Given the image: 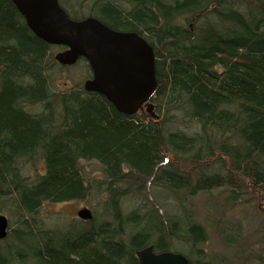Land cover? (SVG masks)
Here are the masks:
<instances>
[{
  "label": "trees",
  "instance_id": "obj_1",
  "mask_svg": "<svg viewBox=\"0 0 264 264\" xmlns=\"http://www.w3.org/2000/svg\"><path fill=\"white\" fill-rule=\"evenodd\" d=\"M59 2L73 20L95 18L153 48L157 119L122 114L69 76L74 87L61 89L53 53L64 49L0 0V215L19 227L0 241V264H139L149 246L214 264L191 202L236 205L250 191L264 200V0ZM38 158L44 173L29 182L24 165ZM90 198L100 219L86 226L57 234L39 217L46 204ZM220 236L238 245L231 231Z\"/></svg>",
  "mask_w": 264,
  "mask_h": 264
},
{
  "label": "water",
  "instance_id": "obj_2",
  "mask_svg": "<svg viewBox=\"0 0 264 264\" xmlns=\"http://www.w3.org/2000/svg\"><path fill=\"white\" fill-rule=\"evenodd\" d=\"M31 32L46 44L61 47L55 61L63 67L85 60L92 77L84 90L103 96L120 113L135 115L143 108L152 113L150 103L157 92L153 48L137 33L114 31L95 18L73 20L59 0H12ZM79 218L92 220L89 210ZM9 220L0 215V240L8 236ZM139 264H191L180 253H156L149 246L136 254Z\"/></svg>",
  "mask_w": 264,
  "mask_h": 264
},
{
  "label": "rangeland",
  "instance_id": "obj_3",
  "mask_svg": "<svg viewBox=\"0 0 264 264\" xmlns=\"http://www.w3.org/2000/svg\"><path fill=\"white\" fill-rule=\"evenodd\" d=\"M59 52V50L54 51V58ZM53 72L54 77L59 80L61 89L64 90L74 87L73 82H68V76L76 81L81 80L82 83L88 79L84 78L86 68L82 63L65 69L60 65L55 67ZM143 113L151 117V113H148L146 108ZM152 113L155 114V109ZM26 164L23 176L29 178V182L33 181L37 175L44 173L43 161L40 158L35 164L28 161ZM83 168L92 179L101 177V169L96 162L83 163ZM215 202L209 200L208 197H200L191 202L192 204L189 203L192 206L191 212L194 218L208 232V242L202 249L208 261L214 262V264H264V200L261 196L250 191L240 201L234 202L236 205L221 203V207H219ZM95 204L96 201L92 198L83 202L46 204L41 208L39 217L46 229L62 234L70 231L75 224L86 226L88 221H83L78 217V213L82 210L88 209L91 216L99 221L100 213ZM216 206L220 208L218 214L209 213L214 211ZM2 214L8 218L9 233L13 234V231L19 228L17 219L6 210ZM224 229L234 234V238L239 241L238 245L228 246L223 242L224 237H221L220 234ZM9 238L10 234L7 239L10 240L11 238ZM3 245L5 246H1V251L5 250L9 244L4 243ZM180 248L179 246L178 250ZM182 252L183 250H181Z\"/></svg>",
  "mask_w": 264,
  "mask_h": 264
}]
</instances>
